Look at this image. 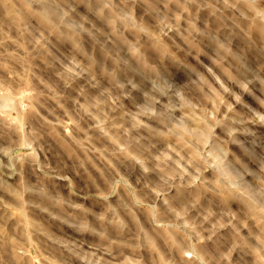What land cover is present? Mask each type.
Returning <instances> with one entry per match:
<instances>
[{"label":"rangeland","instance_id":"374dc122","mask_svg":"<svg viewBox=\"0 0 264 264\" xmlns=\"http://www.w3.org/2000/svg\"><path fill=\"white\" fill-rule=\"evenodd\" d=\"M0 264H264V0H0Z\"/></svg>","mask_w":264,"mask_h":264}]
</instances>
